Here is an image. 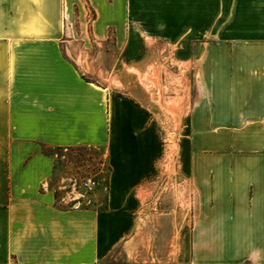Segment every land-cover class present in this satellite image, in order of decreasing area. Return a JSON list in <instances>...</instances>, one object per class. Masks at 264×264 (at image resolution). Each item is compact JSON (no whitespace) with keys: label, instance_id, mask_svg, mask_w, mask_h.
I'll list each match as a JSON object with an SVG mask.
<instances>
[{"label":"crops","instance_id":"obj_1","mask_svg":"<svg viewBox=\"0 0 264 264\" xmlns=\"http://www.w3.org/2000/svg\"><path fill=\"white\" fill-rule=\"evenodd\" d=\"M79 1L0 0V264H146L161 239L264 264V0ZM77 146L107 151L105 208L57 204L50 150Z\"/></svg>","mask_w":264,"mask_h":264},{"label":"rangeland","instance_id":"obj_2","mask_svg":"<svg viewBox=\"0 0 264 264\" xmlns=\"http://www.w3.org/2000/svg\"><path fill=\"white\" fill-rule=\"evenodd\" d=\"M80 6L87 8L89 17L93 13L89 9L86 0H80ZM79 9V6L77 7ZM65 29H67L68 21L65 19ZM78 24V23H77ZM66 32L64 39H67ZM75 35V34H74ZM77 38L76 36H74ZM78 53V49L74 48ZM117 55V49L113 46L112 38L109 41L100 45L96 42L91 43V47L86 49L85 60L89 64L88 76L92 80L101 84H109V74L104 71V68H109ZM77 56V55H73ZM85 62V63H86ZM87 67V65H86ZM172 149L176 148L173 139ZM56 154V164L54 174L51 178V186L55 190L57 204L63 208H105L106 191L110 172L107 151L102 147H70L56 148L50 150ZM87 177H91L97 181V187L90 192H87L84 187V181ZM167 195V192L165 193ZM79 202L78 205H76ZM167 208V204H165ZM167 235V234H166ZM167 239L160 240V255L149 256V261L146 264H177L173 255H169ZM148 243V241H147ZM149 246L152 247V241L149 240ZM112 264H125V256L119 250L115 251L112 257L108 260ZM243 264H253L245 262Z\"/></svg>","mask_w":264,"mask_h":264},{"label":"built area","instance_id":"obj_3","mask_svg":"<svg viewBox=\"0 0 264 264\" xmlns=\"http://www.w3.org/2000/svg\"><path fill=\"white\" fill-rule=\"evenodd\" d=\"M97 181L91 177H87L84 181V187L87 192L93 191L97 187ZM79 202L76 204L78 205ZM78 208V206H76Z\"/></svg>","mask_w":264,"mask_h":264}]
</instances>
